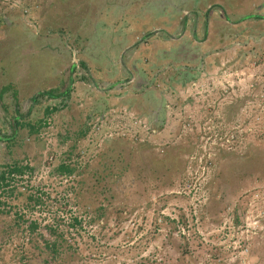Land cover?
I'll use <instances>...</instances> for the list:
<instances>
[{
  "label": "rangeland",
  "instance_id": "rangeland-1",
  "mask_svg": "<svg viewBox=\"0 0 264 264\" xmlns=\"http://www.w3.org/2000/svg\"><path fill=\"white\" fill-rule=\"evenodd\" d=\"M12 159L0 264H264V0H0Z\"/></svg>",
  "mask_w": 264,
  "mask_h": 264
},
{
  "label": "trees",
  "instance_id": "trees-1",
  "mask_svg": "<svg viewBox=\"0 0 264 264\" xmlns=\"http://www.w3.org/2000/svg\"><path fill=\"white\" fill-rule=\"evenodd\" d=\"M5 88V87H4ZM43 94L46 93L48 96H55V95H66L68 93V90L65 89L64 91H55L54 89L49 90H43L37 94ZM16 94V93H15ZM49 109L47 110V112ZM18 123V121H17ZM33 126V125H32ZM32 129H34L32 127ZM86 132V128L80 131L78 134L83 135ZM33 169V166L29 165L28 163H22L19 160H7L0 164V212H9L10 207H6L8 204L7 198H2L3 195H9V196H17L18 194H21L22 191L15 192L16 184L14 183V179H16L17 176H22L25 172L31 171ZM55 172L59 175H66L70 176L73 174L76 170V165L72 161H65L61 160L56 166H55ZM28 200L37 201L39 200L38 196H34L31 193H28L26 195ZM19 216V215H18ZM22 217V216H21ZM18 225H23L22 221L18 222L16 221ZM80 223V220L77 217H74L72 224ZM26 226L28 229L29 234L32 232H36L39 228V222L36 219H27L26 220ZM45 226L50 232L56 233V229L50 225H43ZM25 229V228H24ZM39 236L42 237L46 248L50 252V258L53 259L56 256V253L58 252V247L62 244V241H58V239L49 240L45 237H43V233L38 232ZM61 237H63L62 233L59 234ZM61 240H63L61 238ZM48 260L47 258L45 261ZM49 261H46V264H48Z\"/></svg>",
  "mask_w": 264,
  "mask_h": 264
},
{
  "label": "flooded vegetation",
  "instance_id": "flooded-vegetation-1",
  "mask_svg": "<svg viewBox=\"0 0 264 264\" xmlns=\"http://www.w3.org/2000/svg\"><path fill=\"white\" fill-rule=\"evenodd\" d=\"M56 96V95H55ZM59 96V95H58Z\"/></svg>",
  "mask_w": 264,
  "mask_h": 264
}]
</instances>
